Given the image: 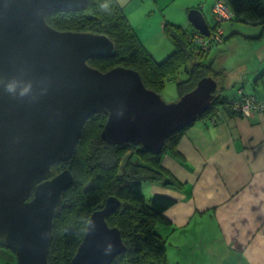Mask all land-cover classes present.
Returning a JSON list of instances; mask_svg holds the SVG:
<instances>
[{"label":"water","instance_id":"1","mask_svg":"<svg viewBox=\"0 0 264 264\" xmlns=\"http://www.w3.org/2000/svg\"><path fill=\"white\" fill-rule=\"evenodd\" d=\"M86 2L0 0V237L15 251L17 264H48L55 211L73 180L68 169L53 175L51 166L72 156L92 113L108 112L104 141L158 150L214 97L209 77L167 103L132 68L102 72L88 65L90 58L111 56L113 42L102 34L59 31L46 22L51 10L77 9ZM187 18L202 36L210 35L200 10H188ZM8 84L13 94L4 91ZM119 205L111 196L90 214L70 264H111L126 250L119 229L106 222ZM109 243L115 248L105 255Z\"/></svg>","mask_w":264,"mask_h":264},{"label":"trees","instance_id":"2","mask_svg":"<svg viewBox=\"0 0 264 264\" xmlns=\"http://www.w3.org/2000/svg\"><path fill=\"white\" fill-rule=\"evenodd\" d=\"M217 1H222L231 11L232 18L229 21L260 27L261 32L257 36L244 38L262 37L264 0H215L213 6ZM46 22L59 31L107 36L114 44L113 54L90 58L87 64L102 72L118 66L132 68L139 72L148 89L160 94L166 82L180 73H184L186 78L176 81L178 99L194 90L202 78L209 77L217 81L224 77L223 70L215 69L208 59L213 43L203 49L190 38L196 30L193 29L186 36L183 28L170 22H166L163 28L171 40L173 51L161 61H155L116 0H87L83 7L77 9H54L46 15ZM221 24L215 20L213 25H209L210 32ZM236 35L231 33L223 38L222 34V41ZM220 82L211 90L214 97L206 111L194 122L171 133L158 150L136 142H106L101 132L108 117L107 110L99 109L88 117L72 156L65 161H56L51 166L53 175L68 169L73 180L64 190L62 201L55 211L48 264H70L83 239L90 214L101 209L111 196L116 197L120 205L115 212L106 216V222L110 227L119 229L126 246V250L117 254L111 264H168L166 241L156 229L159 225H171L165 212L176 200L162 193H153L147 198L143 193V184L182 191L186 183L163 167V156L180 158L177 145L186 131L203 119L213 121L221 109L225 113L242 115L226 105L227 98L222 96L225 88ZM0 253L10 257L2 264H17L15 251L2 237Z\"/></svg>","mask_w":264,"mask_h":264},{"label":"crops","instance_id":"3","mask_svg":"<svg viewBox=\"0 0 264 264\" xmlns=\"http://www.w3.org/2000/svg\"><path fill=\"white\" fill-rule=\"evenodd\" d=\"M116 1L142 44L145 38L139 34L134 17L139 5L151 17L143 6L150 1L163 12L162 30L170 22L190 35L194 27L184 15L192 8L200 10L211 25L204 13L205 6H197L201 0L183 1L177 13L170 9L175 0ZM214 2L208 8L213 21ZM252 27L256 26L223 22L220 25L223 38L231 33L237 35L213 43L209 49V61L224 72L223 80H214L215 86L222 81L223 92L232 88L224 96L227 100L253 94L264 100V33L259 39L244 38L261 32L260 28ZM167 40L170 45L164 43L159 56H167L173 50L169 37ZM234 48V62L239 59L237 55H242L240 64L235 62L237 72L231 71L228 56ZM247 80L251 81L249 87L245 85ZM177 151L180 158L165 155L161 163L186 183L184 189L177 191L156 185L143 188L147 195L162 193L176 200L165 212L171 225H159L156 229L166 241L168 264H264V112L217 113L213 121L196 122L178 143Z\"/></svg>","mask_w":264,"mask_h":264},{"label":"rangeland","instance_id":"4","mask_svg":"<svg viewBox=\"0 0 264 264\" xmlns=\"http://www.w3.org/2000/svg\"><path fill=\"white\" fill-rule=\"evenodd\" d=\"M154 1V0H153ZM183 1H189V0H175L174 1V4L172 5V7L170 8L173 12L177 13L178 10H179V5L181 3H183ZM207 1V2H206ZM214 0H201V2H199L197 4L198 5H202V6H205L204 8V13L206 14L207 18H208V21L209 23L212 25L213 24V19L211 18L210 16V13H208V8H210L211 6V3L213 2ZM143 6L148 9L150 12H151V17H147L145 14H144V9L141 8V6L139 5V7L137 8V14L136 16L134 17L136 19V21L138 22L137 24V30L139 32V34L145 38V40H143V44L145 45V47L149 50H146L150 53V55L154 58L155 61H161L163 58L166 57V54H162V56H159L160 54V50L161 48L164 46V43H168V40H167V34L163 28L162 30V26H161V18L160 16H162L163 12L160 8L156 7L154 5V3L152 1H150V3L148 4H143ZM186 16L187 18V14L184 15V17ZM147 17V18H146ZM237 22L235 21H226L224 22V24H235ZM138 26H140L138 28ZM252 28H260L258 26L256 27H252ZM167 36V37H166ZM186 36H188V34H186ZM217 43V42H216ZM169 44V43H168ZM143 45V46H144ZM170 45V44H169ZM215 48V47H214ZM247 51L250 50V48H246ZM153 52H152V51ZM216 50V48L214 49V51ZM234 50H236V48L234 49H231L229 51V60H230V69H232L231 71H234V72H237V65H236V61H239L237 64H240V61H241V57L242 55L239 54L237 55V59L235 62H234V57H233V52ZM173 50H171L172 52ZM170 52V53H171ZM217 52V51H216ZM156 53V54H155ZM169 53V54H170ZM168 54V55H169ZM213 55L215 54L214 52L212 53ZM211 54V55H212ZM157 55V56H156ZM210 55V56H211ZM232 55V56H231ZM186 78V75L184 73H180L176 78H174L173 80H169L166 82L165 84V87L163 89V91L161 92V97L162 99L167 102V103H170V102H174V101H177L178 100V93H177V90H176V81H179V80H182V79H185ZM241 81V80H240ZM245 85L248 86L251 81L250 80H247L245 81ZM242 84V82L238 83L233 89H237L238 86H240ZM249 87V86H248ZM232 89V88H231ZM231 89L226 91V92H223L222 91V96H225L229 93H231ZM233 92V91H232ZM254 95V94H253ZM255 96V95H254ZM258 97V96H257ZM261 99V98H260ZM218 113H225V111H223V109H221L220 111H218ZM216 119V117H215ZM205 122V121H204ZM144 188H148L149 185H147V183H144L143 184ZM144 193H145V197H149V193L148 195L146 194L147 191L146 189H144ZM153 193H151L152 195ZM14 257V255H13ZM8 258H10L8 255L7 257H4V255L2 256L1 253H0V264L2 263H5L7 261ZM16 258V256H15ZM10 260V259H9ZM17 262V261H16ZM14 264V262H13Z\"/></svg>","mask_w":264,"mask_h":264},{"label":"built area","instance_id":"5","mask_svg":"<svg viewBox=\"0 0 264 264\" xmlns=\"http://www.w3.org/2000/svg\"><path fill=\"white\" fill-rule=\"evenodd\" d=\"M212 12L214 19L218 23H223L229 21L232 18V13L228 7L222 2L217 1L213 8ZM189 36V35H188ZM191 40L194 41L198 46H201L203 49L208 48L212 43H219L222 39V30L218 26L208 37L202 36L200 33H194L190 36ZM227 106L239 114L248 115L254 111L264 112V100L260 99L256 95H247L241 99L225 100Z\"/></svg>","mask_w":264,"mask_h":264},{"label":"clouds","instance_id":"6","mask_svg":"<svg viewBox=\"0 0 264 264\" xmlns=\"http://www.w3.org/2000/svg\"><path fill=\"white\" fill-rule=\"evenodd\" d=\"M210 33H211V32H210ZM30 87H31V85H29L27 88H25L24 90H22V91L19 93V98H20V99H23V98L26 96V94L28 93ZM4 91H6V92L9 93V94H13V93H14V88H13V86H12L11 84H8V85L5 87ZM93 223H95V222H93ZM114 248H115L114 243H109L108 250L105 252V255L110 254V252L113 251Z\"/></svg>","mask_w":264,"mask_h":264}]
</instances>
